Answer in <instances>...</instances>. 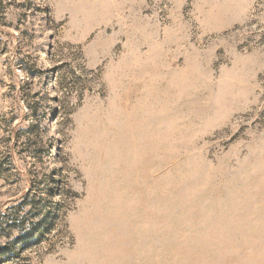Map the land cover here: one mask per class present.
<instances>
[{"label": "rangeland", "instance_id": "1", "mask_svg": "<svg viewBox=\"0 0 264 264\" xmlns=\"http://www.w3.org/2000/svg\"><path fill=\"white\" fill-rule=\"evenodd\" d=\"M0 264H264V0H0Z\"/></svg>", "mask_w": 264, "mask_h": 264}]
</instances>
